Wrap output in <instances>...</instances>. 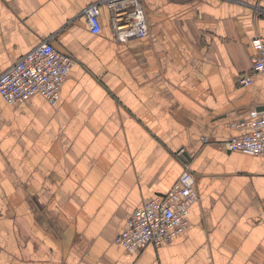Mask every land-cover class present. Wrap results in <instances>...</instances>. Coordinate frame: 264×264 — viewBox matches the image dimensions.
<instances>
[{"label": "crops", "instance_id": "0c3cea01", "mask_svg": "<svg viewBox=\"0 0 264 264\" xmlns=\"http://www.w3.org/2000/svg\"><path fill=\"white\" fill-rule=\"evenodd\" d=\"M96 1L0 0V74L46 39L75 59L55 103L0 94V264H264V157L218 144L264 110V77L238 84L264 0H143L148 34L127 41L104 3L90 30ZM185 163L199 193L188 227L118 243Z\"/></svg>", "mask_w": 264, "mask_h": 264}, {"label": "built area", "instance_id": "2783aa9c", "mask_svg": "<svg viewBox=\"0 0 264 264\" xmlns=\"http://www.w3.org/2000/svg\"><path fill=\"white\" fill-rule=\"evenodd\" d=\"M121 0H98L85 8L90 30L99 33L102 29L100 5L104 3L110 10L111 25L115 40L127 41L148 34V22L143 0H134L139 6L137 22L124 33L119 31L117 3ZM259 14L264 11L256 7ZM251 44L255 50L252 68L238 77V84L250 85L256 75L264 77V36L256 35ZM75 59L46 39L23 55L6 71L0 74V94L11 103L20 102L33 94H41L55 103L63 83L67 79ZM252 120L248 124L250 132L234 136L218 143L225 150H242L264 157V110L253 109ZM204 142L209 137L203 136ZM183 155V150L177 152ZM199 199L195 174L189 163L184 164L177 183L163 197L147 201L137 208L127 220L126 228L115 240L131 251H139L146 245H162L180 235L189 224L190 207Z\"/></svg>", "mask_w": 264, "mask_h": 264}, {"label": "bare ground", "instance_id": "6f19581e", "mask_svg": "<svg viewBox=\"0 0 264 264\" xmlns=\"http://www.w3.org/2000/svg\"><path fill=\"white\" fill-rule=\"evenodd\" d=\"M117 5L121 6L117 13L120 21L118 28L120 32L124 33L137 22L139 6L134 3V0H121Z\"/></svg>", "mask_w": 264, "mask_h": 264}, {"label": "water", "instance_id": "95a60500", "mask_svg": "<svg viewBox=\"0 0 264 264\" xmlns=\"http://www.w3.org/2000/svg\"><path fill=\"white\" fill-rule=\"evenodd\" d=\"M186 155V154H185ZM187 156V155H186ZM188 157V156H187Z\"/></svg>", "mask_w": 264, "mask_h": 264}]
</instances>
